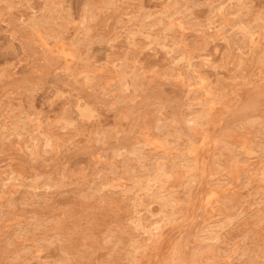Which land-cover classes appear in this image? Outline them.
<instances>
[{"label":"rangeland","instance_id":"rangeland-1","mask_svg":"<svg viewBox=\"0 0 264 264\" xmlns=\"http://www.w3.org/2000/svg\"><path fill=\"white\" fill-rule=\"evenodd\" d=\"M45 1L0 0V264H264V0Z\"/></svg>","mask_w":264,"mask_h":264},{"label":"bare ground","instance_id":"bare-ground-1","mask_svg":"<svg viewBox=\"0 0 264 264\" xmlns=\"http://www.w3.org/2000/svg\"><path fill=\"white\" fill-rule=\"evenodd\" d=\"M44 1H45V0H44ZM60 1H61V0H60ZM45 2H46V1H45ZM48 3H49V2H48ZM217 3H218V2H217ZM44 5H45V4H44ZM230 7H231V6H230ZM50 8H51V7H50ZM231 8H232V7H231ZM226 9H228V8H226ZM232 9H233V8H232ZM234 9H235V8H234ZM49 10H50V9H49ZM260 19H261V18H260ZM36 20H37V19H36ZM38 21H39V20H38ZM34 23H35V22H34ZM244 27H245V26H244ZM247 30H248V29H247ZM246 33H247V31H246ZM252 33H253V32H252ZM252 33H251V34H252ZM58 34H59V33H58ZM58 34H57V35H58ZM216 34H217V33H216ZM50 35H51V34H50ZM55 35H56V34H55ZM55 35H54V36H55ZM43 36H44V35H43ZM49 37H50V36H49ZM56 37H57V36H56ZM246 37H247V36H246ZM206 38H207V37H206ZM55 40H56V39H55ZM225 40H226V39H225ZM206 41H207V40H206ZM229 41H230V40H229ZM231 41H232V40H231ZM176 42H177V41H176ZM243 42H244V41H243ZM171 43H172V42H171ZM173 43H174V42H173ZM224 43H225V42H224ZM44 44H45V43H44ZM162 44H163V42H162ZM174 44H175V43H174ZM181 44H182V43H181ZM165 46L167 47V45H165ZM171 46H172V45H171ZM263 46H264V45H263ZM171 48H172V47H171ZM181 48H182V47H181ZM203 48H204V47H203ZM204 49H205V48H204ZM261 49H262V48H261ZM261 49H260V50H261ZM231 50H232V49H231ZM72 51H74V50H72ZM61 52H62V51H61ZM181 52H182V51H181ZM205 53H206V52H205ZM179 54H180V53H179ZM260 54H261V52H260ZM262 54H263V52H262ZM58 55H59V54H58ZM189 56H190V55H189ZM196 56H198V55L196 54ZM209 56H210V55H209ZM170 57H171V55H170ZM174 57H175V56H174ZM184 57H185V55H184ZM186 57H187V56H186ZM194 57H195V56H194ZM60 58H61V57H60ZM169 59H170V58H169ZM169 59H168V60H169ZM176 59H177V58H176ZM176 59H175V60H176ZM186 59H187V58H186ZM170 61H171V60H170ZM188 61H189V60H188ZM198 61H199V60H198ZM168 63H169V62H168ZM170 63H171V62H170ZM193 63H194V62H193ZM255 63H257V62H255ZM171 65H172V64H171ZM171 65H170V66H171ZM180 65H181V64H180ZM181 66H182V65H181ZM195 67H196V66H195ZM171 68H173V67H171ZM196 68H197V67H196ZM185 69H186V68H185ZM201 69H203V68H201ZM214 69H215V68H214ZM195 70H196V69H195ZM197 70H198V68H197ZM121 71H122V70H121ZM121 71H120V72H121ZM198 71L201 72V70H198ZM198 71H197V72H198ZM120 72H119V73H120ZM181 73H182V72H181ZM183 73H185V72H183ZM201 73H202V72H201ZM203 73H204V72H203ZM185 74H186V73H185ZM185 74H184V75H185ZM205 74H206V73H205ZM161 75H162V74H161ZM189 75H190V74H189ZM191 75H192V74H191ZM196 75L198 76V74H196ZM206 75H207V74H206ZM120 76H122V75H120ZM167 76H168V74H167ZM185 76H186V75H185ZM193 76H194V74H193ZM200 76H201V75H200ZM169 77H170V76H169ZM172 77H173V76H172ZM174 77H175V76H174ZM203 77H204V76H203ZM188 78H189V77H188ZM201 78H202V77H201ZM191 79H192V77H191ZM216 81H217V80H216ZM122 82H123V81H122ZM193 82H194V81H193ZM124 83H125V81H124ZM185 83H186V82H185ZM186 84H187V83H186ZM194 84H195V83H194ZM199 84H200V83H199ZM122 85H123V84H122ZM123 86H124V85H123ZM186 86H187V85H186ZM200 87H201V86H200ZM186 89H187V88H186ZM199 90H200V89H199ZM212 90H213V89H212ZM183 91H184V90H183ZM184 92H186V91H184ZM189 92H190V91H189ZM218 92H219V91H218ZM201 93H202V92H201ZM211 94H212V93H211ZM217 94H218V93H217ZM203 98H204V97H203ZM203 98H202V99H203ZM219 98H220V97H219ZM191 99H192V98H191ZM215 100H217V99H215ZM203 101H204V100H203ZM217 101H218V100H217ZM217 101H215V104H216ZM201 103H202V102H201ZM217 103H218V102H217ZM244 103H245V102H244ZM161 104H162V103H161ZM206 105H207V104H206ZM208 105H209V104H208ZM201 109H202V108H201ZM226 109H227V108H226ZM207 111H208V110H207ZM194 114H195V113H194ZM160 118H161V117H160ZM172 119H173V118H172ZM172 119L170 118L169 120L172 122ZM181 119H182V118H181ZM182 120H184V118H183ZM185 120H186V119H185ZM200 120L202 121L201 118H200ZM175 121H176V120H175ZM186 121H190V119H188V120H186ZM201 121H199V122H197V123H199V124H200V123L203 124ZM162 122H163V121H162ZM259 122H260V120H259ZM261 122H262V121H261ZM156 123H157V122H156ZM163 123H164V122H163ZM165 123H167V122H165ZM165 123L162 124V125L164 126ZM169 123H170V122H169ZM184 123H185V122H184ZM172 124H173V123H172ZM187 124H188V123H187ZM189 124H190V122H189ZM189 124H188V125H189ZM207 124H208V123H207ZM259 124H260V123H259ZM259 124H258V125H259ZM262 124H263V123H262ZM179 125L181 126V123H180ZM179 125H178V126H179ZM183 125H184V124H183ZM195 125H196V124H195ZM253 125H254V124H253ZM163 126H162V127H163ZM172 126H174V125H172ZM172 126H171V127H172ZM197 126H198V125H197ZM202 126H203V125H202ZM160 127H161V126H160ZM263 127H264V125L262 126V128H263ZM174 128H175V127H174ZM174 128H173V129H174ZM161 129H162V128H161ZM161 129H160V130H161ZM165 129H166V128H165ZM187 129H189V127H188ZM258 129H259V128H258ZM166 130H167V129H166ZM176 130H178V129L176 128ZM260 130H261V129H260ZM183 131H184V130H183ZM256 131H257V129H256ZM168 132H169V130H168ZM173 132H174V131H173ZM177 132H178V131H177ZM261 132H262V131H261ZM169 133H170V132H169ZM169 133H167V134H169ZM164 134H165V133H164ZM175 134H176V135H179V134H177V133H175ZM180 134H181V133H180ZM195 134H196V132H195ZM259 134H260V133H259ZM165 135H166V134H165ZM165 135H164V136H165ZM185 135H186V134H185ZM193 135H194V133H193ZM198 135H199V134H198ZM166 136H167V135H166ZM179 136H180V135H179ZM179 136H178V137H179ZM181 136H182V135H181ZM199 136H200V135H199ZM162 137H163V136H162ZM168 138H170V137H168ZM179 138H180V137H179ZM190 138H192V137H190ZM190 138H189V140H190ZM193 138H194V137H193ZM260 138H261V137H260ZM162 139H163V138H162ZM184 140H185V139H184ZM198 140H199V139H198ZM261 140H262V139H261ZM261 140H260V141H261ZM144 141H145V140H144ZM166 141H167V140H166ZM187 141H188V140H187ZM146 142H147V141H146ZM171 142H172V141H171ZM153 143H154V142H153ZM174 143H175V142H174ZM257 143H258V142H257ZM168 144H169V139H168ZM186 144H187V143H186ZM189 144H190V143H189ZM191 144H192V143H191ZM156 145H157V144H156ZM241 145H242V144H241ZM241 145H240V147H241ZM183 146H184V145H183ZM160 147H161V146H160ZM175 147H176V146H175ZM189 147H192V146H189ZM158 148H159V147H158ZM186 148H187V147H186ZM263 148H264V147H263ZM161 149H162V148H161ZM170 149H171V148H170ZM250 149H251V148H250ZM175 150H176V149H175ZM232 150H233V149H232ZM251 150H252V149H251ZM186 151H187V149H186ZM233 151H234V150H233ZM263 151H264V150H263ZM166 152H167V150H166ZM190 152H191V149H190ZM163 153H164V152H163ZM176 153H177V152H176ZM176 153H175V154H176ZM247 153H248V152H247ZM247 153H246V154H247ZM164 154H165V153H164ZM171 155H172V154H171ZM255 155H256V154H255ZM257 155H258V154H257ZM140 156H141V155H140ZM183 156H184V155H183ZM183 156H182V157H183ZM253 156H254V155H253ZM165 157H166V156H165ZM184 157H185V156H184ZM233 157H235V156H233ZM157 158H158V157H157ZM175 158H176V156H175ZM175 158H174V159H175ZM191 158H192V157H191ZM246 158H247V157H246ZM259 158H260V157H259ZM261 158H262V157H261ZM263 158H264V157H263ZM136 159H137V158H136ZM168 159H169V158H168ZM174 159H173V156H172L171 160H174ZM195 159H196V158H195ZM232 159L234 160L235 158H232ZM248 159H249V158H248ZM180 160H181V159H180ZM143 161H144V160H143ZM165 161H166V159H165ZM184 161H185V160H184ZM238 161H239V160H238ZM243 161H244V160H243ZM259 161H260V160H259ZM262 161H263V160H262ZM171 162H173V161H171ZM190 162H191V160H190ZM203 162H204V161H203ZM219 162H220V161H219ZM244 162H245V161H244ZM263 162H264V161H263ZM166 163H167V161H166ZM169 163H170V162H169ZM176 163H177V162H176ZM185 163L187 164V161H186ZM185 163H184V164H185ZM188 163H189V162H188ZM195 163H196V162H195ZM241 163H242V162H241ZM260 163H261V162H260ZM160 164H161V163H160ZM179 164H180V162H179ZM203 164H204V163H203ZM232 164H233V163H232ZM261 164H262V163H261ZM162 165H165V164H162ZM189 165H190V164H189ZM189 165H188V166H189ZM193 165H194V164H193ZM196 165H197V164H196ZM179 166H180V165H179ZM190 166H191V165H190ZM263 166H264V165H263ZM158 167H159V166H158ZM163 167H164V166H163ZM170 167H171V165H170ZM176 167H177V166H176ZM192 167H193V166H192ZM155 168H156V167H155ZM165 168H166V167H165ZM179 168H180V167H179ZM188 168H189V167H188ZM193 168H194V167H193ZM197 168H198V167H197ZM224 168H225V167H224ZM255 168H256V167H255ZM175 169H176V168H175ZM186 169H187V168H186ZM186 169H185V170H186ZM194 169H195V168H194ZM196 170H197V169H196ZM221 170H222V169H221ZM243 170H244V169H243ZM246 170H247V169H246ZM251 170H252V169H250V172H251ZM155 171H156V169H155ZM171 171H172V170H171ZM187 171H188V170H187ZM190 171H191V170H190ZM157 172H158V171H157ZM159 172H160V171H159ZM185 172H186V171H185ZM192 172L194 173L193 170H192ZM197 172H198V171H197ZM243 172H244V171H243ZM260 172H261V171H260ZM260 172H259V173H260ZM154 173H155V172H154ZM164 173H165V172H164ZM159 174H160V173H159ZM161 174H162V173H161ZM166 174H168V173H166ZM197 174H198V173H197ZM260 174H261V173H260ZM257 175H258V174H257ZM147 176L149 177V174H148ZM157 176H158V175H157ZM194 176H195V174H194ZM259 176H260V175H259ZM154 177H156V175H155ZM164 177H165V176H164ZM167 177H168V176H167ZM170 177H171V175H170ZM225 177H226V176H225ZM260 177H262V176H260ZM192 178H194V177H192ZM195 178H196V177H195ZM195 178H194V179H195ZM198 178H199V177H198ZM227 178H228V177H227ZM251 178H252V176H251ZM251 178H250V179H251ZM156 179H157V177H156ZM160 179H161V178H160ZM162 179H163V178H162ZM165 179H166V177H165ZM168 179H169V178H168ZM170 179H171V178H170ZM173 179H175V178H173ZM182 179H183V178H182ZM194 179H193V180H194ZM224 179H225V178H224ZM229 179H230V178H229ZM252 179H253V178H252ZM261 179H262V178H261ZM146 180H147V179H146ZM152 180H153V179H152ZM195 180H197V179H195ZM219 180H220V179H219ZM226 180H227V179H226ZM244 180H245V179H244ZM178 181H179V180H178ZM180 181H181V180H180ZM190 181H191V180H190ZM221 181H222V180H221ZM221 181H220V182H221ZM228 181H230V180H228ZM160 182H161V181H160ZM175 182H176V181H175ZM258 182H261V181L259 180ZM147 183H148V182H147ZM162 183H163V182H162ZM176 183H177V182H176ZM189 183H190V182H189ZM230 183H231V182H230ZM242 183H243V182H242ZM135 184H136V183H135ZM160 184H161V183H160ZM192 184H193V183H192ZM215 184H216V183H215ZM246 184H247V183H246ZM246 184H245V185H246ZM257 184H258V183H257ZM262 184H263V182H262ZM133 185H134V184H133ZM142 185H143V184H142ZM147 185H148V184H147ZM162 185H163V184H162ZM229 185H230V184H229ZM135 186H136V185H135ZM187 186H188V185H187ZM193 186H194V185H193ZM212 186H213V185H212ZM219 186H220V185H219ZM224 186H225V185H224ZM164 187H165V186H164ZM216 187H217V186H216ZM230 187H231V186H230ZM240 187H241V186H240ZM262 187H263V186H262ZM142 188H143V187H142ZM158 188H159V187H158ZM160 188H161V187H160ZM166 188H167V187H166ZM175 188H176V187H175ZM214 188H215V187H213V190H214ZM155 189L157 190L156 187H155ZM179 189H180V188H179ZM183 189H184V188H183ZM211 189H212V187H211ZM240 189H241V188H240ZM242 189H243V187H242ZM257 189H258V188H257ZM260 189H263V188H260ZM168 190H169V189H168ZM174 190H175V189H174ZM229 190H230V189H229ZM258 190H259V189H258ZM157 191H158V190H157ZM180 191H181V190H180ZM246 191H247V190H246ZM249 191H250V190H248V192H249ZM262 191H263V190H262ZM164 192H165V191H164ZM169 192H170V190H169ZM171 192H173V191H171ZM191 192H192V191H191ZM229 192H230V191H229ZM238 192H239V191H238ZM91 193H92V192H91ZM157 193H158V192H157ZM162 193H163V192H162ZM162 193H161V194H162ZM174 193H175V192H174ZM184 193H186V192H184ZM208 193H209V192H208ZM236 193H237V192H236ZM236 193H235V194H236ZM88 194H90V193H88ZM165 194H166V193H165ZM176 194H177V193H176ZM178 194H179V193H178ZM186 194H187V193H186ZM190 194H191V193H190ZM233 194H234V193H233ZM235 194H234V195H235ZM239 194H240V193H239ZM263 194H264V193H263ZM150 195H151V194H150ZM157 195H158V194H157ZM163 195H164V194H163ZM163 195H162V196H163ZM171 195H173V193H172ZM174 195H175V194H174ZM191 195H192V194H191ZM236 195H237V194H236ZM168 196H169V195H168ZM231 196H232V195H231ZM241 196H242V194H241ZM241 196L239 195L240 198H241ZM158 197H159V196H158ZM188 197H190V196L188 195ZM262 197H263V196H262ZM236 198H237V197H236ZM154 199H155V198H154ZM158 199H159V198H158ZM168 199H169V198H168ZM237 199H238V198H237ZM176 200H177V199H176ZM188 200H189V199H188ZM263 200H264V199H263ZM153 201H155V200H153ZM162 201H163V200H162ZM169 201H170V204H171V203H172V202H171V199H170ZM169 201H168V202H169ZM172 201H173V200H172ZM102 202H103V201H102ZM168 202H167V203H168ZM156 203L158 204V202H156ZM160 204L162 205V204H164V203H160ZM160 204H158V205H160ZM248 204H249V203H248ZM260 204H261V203H260ZM126 205H127V204H126ZM127 206H128V205H127ZM167 206H168V205H167ZM197 206H198V205H197ZM258 206H259V205H258ZM83 207H84V206H83ZM85 207H86V206H85ZM132 207H133V206H132ZM136 207H137V206H136ZM211 207H212V206H211ZM146 208H147V207H146ZM212 208H213V207H212ZM113 209H114V208H113ZM158 209H159V206H158ZM169 209H170V208H169ZM103 210H104V209H103ZM116 210H118V209H116ZM148 210H149V209H148ZM150 210H151V209H150ZM204 211H205V210H204ZM149 212H150V211H149ZM160 212H163V211L161 210ZM172 212H173V211H172ZM0 213H1V212H0ZM151 213H152V211H151ZM154 213H155V212H154ZM170 213H171V212H170ZM199 213H202V212H199ZM156 214H157V213H156ZM238 214H239V212H238ZM261 214H262V213H261ZM63 215H64V214H63ZM72 215H73V214H72ZM100 215H101V214H100ZM169 215H170V214H169ZM263 215H264V214H263ZM79 216H80V215H79ZM108 216H109V215H108ZM257 216H261V215H257ZM64 217H65V216H64ZM128 217H129V216H128ZM140 217H141V216H140ZM145 217H147V216H145ZM168 217H169V216H168ZM168 217H167V218H168ZM138 218H139V217H138ZM142 218H143V216H142ZM172 218H173V217H172ZM1 219H2V218H1ZM69 219H70V218H69ZM139 219H141V218H139ZM146 219H147V218H146ZM57 220H58V219H57ZM174 220H175V219H174ZM70 221H71V220H70ZM84 221H85V220H84ZM144 221H145V220H144ZM160 221H161V220H160ZM260 221H261V220H260ZM39 222H40V221H39ZM58 222H59V221H58ZM88 222H89V221H88ZM152 222H153V221H152ZM161 222H162V221H161ZM167 222H168V221H167ZM40 223H41V222H40ZM43 223H44V222H43ZM162 223H163V222H162ZM57 224H58V223H57ZM57 224H55V225H57ZM59 224H60V223H59ZM88 224H89V223H88ZM118 224H119V223H118ZM149 224H150V223H149ZM158 224H159V223H158ZM33 225H34V224H33ZM33 225H32V226H33ZM40 225H41V224H40ZM46 225H47V224H46ZM67 225H68V224H67ZM210 225H211V224H210ZM17 226H18V225H17ZM17 226H16V227H17ZM32 226H31V227H32ZM143 226H145V225L143 224ZM150 226H151V224L149 225V227H150ZM161 226H163V225H161ZM206 226H207V225H206ZM208 226H209V224H208ZM18 227H19V226H18ZM50 227H51V226H50ZM141 227H142V226H141ZM141 227H140V228H141ZM146 227L148 228V226H146ZM204 227H205V226H204ZM43 228H44V227H43ZM210 228H211V227H210ZM25 229H26V228H25ZM31 229H32V228H31ZM31 229H30V230H31ZM59 229H60V228H59ZM67 229H68V228H67ZM87 229H88V228H87ZM131 229H132V228H131ZM144 229H145V228H144ZM150 229H151V228H150ZM150 229H149V231H150ZM156 229H157V228H156ZM211 229H212V228H211ZM34 230H35V227H34ZM115 230H116V229H115ZM152 230H153V229H152ZM202 230H204V229H202ZM57 231H58V230H57ZM118 231H120V230H118ZM182 231H183V230H182ZM182 231H181V232H182ZM255 231H256V230H255ZM12 232H13V231H12ZM131 232H132V231H131ZM164 232H165V231H164ZM216 232H217V231H216ZM14 233H15V232H14ZM19 233H20V232H19ZM153 233H154V232H153ZM208 233H209V232H208ZM11 234H12V233H11ZM75 234H76V233H75ZM89 234H90V233H89ZM108 234H109V232H108ZM138 234H140V233H138ZM142 234H143V233H142ZM155 234H156V233H155ZM246 234H247V233H246ZM256 234H257V233H256ZM256 234H255V235H256ZM20 235H21V234H20ZM64 235H65V234H64ZM132 235H133V234H132ZM132 235H131V236H132ZM140 235H141V234H140ZM211 235H212V234H211ZM214 235H215V234H214ZM4 236H5V235H4ZM87 236H88V235H87ZM109 236H110V235H109ZM131 236H130V237H131ZM142 236H143V235H142ZM249 236H250V235H249ZM5 237H6V236H5ZM20 237H21V236H20ZM41 237H42V236H41ZM130 237H129V238H130ZM134 237H135V236H134ZM151 237H152V236H150V238H151ZM204 237H205V236H204ZM206 237H207V236H206ZM250 237H251V236H250ZM7 238H8V237H7ZM23 238H24V237H23ZM106 238H107V237H106ZM129 238H128V239H129ZM131 238H132V237H131ZM140 238H142V237H140ZM147 238H148V237H147ZM150 238H148V241H149V240H152V239H150ZM207 238H208V237H207ZM219 238H220V236H218V239H219ZM25 239H27V238H25ZM46 239H47V238H46ZM135 239H136V238H135ZM143 239H144V238H143ZM143 239H142V241H143ZM181 239H182V238H181ZM251 239H252V238H251ZM263 239H264V238H263ZM43 240H44V239H43ZM59 240H60V238H59ZM211 240H212V239H211ZM223 240H224V239H223ZM76 241H78V240H76ZM79 241H80V240H79ZM93 241H94V240H93ZM101 241H102V240H101ZM122 241H123V240H122ZM138 241H139V240H138ZM146 241H147V240H146ZM146 241H145V242H146ZM165 241H166V240H165ZM180 241H181V240H180ZM224 241H225V240H224ZM250 241H251V240H250ZM7 242H8V241H7ZM39 242H40V241H39ZM49 242H50V241H49ZM119 242H120V241H119ZM140 242H141V241H140ZM37 243H38V242H37ZM58 243H59V242H58ZM124 243H125V242H124ZM141 243H142V242H141ZM143 243H144V242H143ZM4 244H5V243H4ZM10 244H11V242H10ZM39 244H40V243H39ZM107 244H108V243H107ZM130 244H131V242H130ZM212 244H213V243H212ZM212 244H211V245H212ZM34 245H35V244H34ZM37 245H38V244H37ZM43 245H44V244H43ZM45 245H46V244H45ZM45 245H44V246H45ZM47 245H48V244H47ZM253 245H254V244H253ZM6 246H7V245H6ZM62 246H63V245H62ZM81 246H82V245H81ZM83 246H84V245H83ZM106 246H107V245H106ZM118 246H119V245H118ZM170 246H171V245H170ZM172 246H173V245H172ZM174 246H175V245H174ZM215 246H216V245H215ZM42 247H43V246H42ZM84 247H85V246H84ZM97 247H98V246H97ZM13 248H14V247H13ZM23 248H24V247H23ZM25 248H26V247H25ZM30 248H31V247H30ZM33 248H34V247H33ZM16 249H17V248H16ZM28 249H29V248H28ZM80 249H81V248H80ZM176 249H177V248H176ZM255 249H256V248H255ZM262 249H263V248H262ZM76 250H77V249H76ZM136 250H137V249H136ZM226 250H227V249H226ZM249 250H250V249H249ZM251 250H252V248H251ZM13 251H14V250H13ZM79 251H80V250H79ZM216 251H217V250H216ZM38 252H40V251H38ZM238 252H239V251H238ZM240 252H241V251H240ZM249 252H250V251H249ZM41 253H42V252H41ZM166 253H167V252H166ZM171 253H172V252H171ZM178 253H179V252H178ZM29 254H31V253H29ZM127 254L129 255V253H127ZM172 254H173V253H172ZM249 254H250V253H249ZM262 254H263V253H262ZM80 255H81V254H80ZM173 255H174V254H173ZM257 255H258V254H257ZM0 256H1V255H0ZM28 256H29V255H28ZM33 256H34V255H33ZM35 256H36V255H35ZM35 256H34V257H35ZM129 256H131V255H129ZM170 256H171V255H170ZM176 256H178V255H176ZM258 256H259V255H258ZM2 257H3V256H2ZM21 257H22V256H21ZM39 257H40V256H39ZM132 257H133V255H132ZM6 258H7V257H6ZM8 258H10V256H9ZM27 258H28V257H27ZM60 258H61V257H60ZM63 258H64V257H63ZM133 258H134V257H133ZM242 258H243V257H242ZM24 259H25V258H24ZM29 259H30V258H29ZM35 259H36V258H35ZM40 259H41V258H40ZM64 259H65V258H64ZM175 259H177V257H176ZM36 260H37V259H36ZM115 260H116V259H115ZM177 260H179V259H177ZM186 260H187V258H186ZM236 260H237V259H236ZM251 260H252V259H251ZM253 260H254V258H253ZM30 261H31V260H30ZM65 261H66V259H65L63 262H65ZM172 261H173V260H172ZM183 261H184V260H183ZM245 261H246V260H245ZM254 261H255V260H254ZM4 262H5V261H4ZM37 262H38V260H37ZM136 262H137V261H136ZM179 262H180V261H179ZM246 262H247V261H246ZM28 263H29V261H28ZM44 263H45V262H44ZM44 263H43V264H44ZM36 264H37V263H36ZM38 264H39V263H38ZM54 264H55V263H54ZM109 264H111V263H109ZM132 264H133V263H132ZM174 264H175V263H174ZM186 264H187V263H186Z\"/></svg>","mask_w":264,"mask_h":264}]
</instances>
